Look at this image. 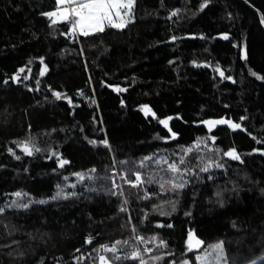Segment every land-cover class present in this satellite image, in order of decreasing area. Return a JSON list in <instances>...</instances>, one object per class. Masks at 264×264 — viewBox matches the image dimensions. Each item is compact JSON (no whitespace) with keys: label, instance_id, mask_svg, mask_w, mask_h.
I'll return each instance as SVG.
<instances>
[{"label":"trees","instance_id":"trees-1","mask_svg":"<svg viewBox=\"0 0 264 264\" xmlns=\"http://www.w3.org/2000/svg\"><path fill=\"white\" fill-rule=\"evenodd\" d=\"M202 2L136 0L133 20L123 30L106 28L73 38L62 34L63 23L51 25L41 14L54 10L55 0H0V207L5 208L0 213V264H100L99 255L111 259L113 254L99 246L116 240L129 241L118 246L121 255L150 247L152 253L142 252L146 260L171 253L158 264H180L194 260L195 252L185 245L189 231L203 246L222 241L228 264H264V155L252 151H264V80L251 75L264 76V27L249 8L264 16V0H211L200 10ZM175 9L180 11L173 16ZM225 33L228 40L222 38ZM217 67L232 80L222 78ZM144 104L155 118L139 110ZM167 117H172L175 139L159 138L170 137L158 123ZM220 118L241 128L215 126L210 131L202 123ZM27 138L42 151L25 155L14 141ZM197 138L208 145L201 144L199 154L224 167L208 173L193 167L198 176L189 173L179 194L137 199L138 190L120 179L121 172L132 169L147 180L155 166L140 168L144 156L174 159L181 145L191 146ZM105 139L110 147L100 143ZM232 147L243 163L223 156ZM209 148H219L220 154ZM52 152L70 163L58 168L56 156L48 158ZM195 155L194 150L186 158L193 166L200 163ZM114 160L124 196L111 195L119 191L109 179ZM58 185L75 195L50 199ZM16 191L28 193L24 202H46H34L26 210L6 207ZM144 191L160 190L158 184L146 183L139 194ZM165 200L175 202V211ZM154 204L168 215H160ZM135 235L157 240L140 243ZM89 237L91 243H86ZM159 239L167 248L157 247Z\"/></svg>","mask_w":264,"mask_h":264},{"label":"snow or ice","instance_id":"snow-or-ice-1","mask_svg":"<svg viewBox=\"0 0 264 264\" xmlns=\"http://www.w3.org/2000/svg\"><path fill=\"white\" fill-rule=\"evenodd\" d=\"M136 0H55L54 10L46 11L41 13L43 16L47 17L51 21V25H57L58 23H63L66 26V32L62 33L63 35H67L70 37H77V36H89L92 34H98L105 32L106 28L116 29V30H123L127 27V25L132 22L133 19V7L135 5ZM211 0H203L200 4V10L205 9ZM179 9H175L172 12V15L175 16L179 12ZM260 24L264 25V16L260 19ZM224 40H228L229 36L225 34H221ZM201 39H204L201 36ZM172 41L177 40L176 36L171 37ZM246 59V53L242 54V57ZM41 64H43V57L40 58ZM171 63V62H170ZM207 66V65H206ZM46 66L40 68L39 74L43 76L45 74ZM219 73V75L227 80H232L231 76L225 77L223 71L220 70L219 67L214 69ZM21 72L24 71L23 68L20 69ZM251 75L256 77L258 80H264V76L259 75L258 73L252 71ZM28 76H25L24 79H28ZM14 81L18 80L19 77H12ZM7 83V81H5ZM39 83V82H37ZM116 91H126V89H121L119 87L116 88ZM53 96L56 99H61V93L53 92ZM68 103L71 104L72 101L69 99ZM123 104V101H121ZM141 110L143 111L145 117L151 114L153 118H155V113L152 109L147 105H141ZM172 117H167L164 119H159L158 123L163 126L164 129H167L170 133V137H159L160 139H175L177 137V133L172 131L169 127V120ZM244 119V117H241ZM203 124L207 125L208 129L211 131L216 125H228L229 128L236 130L240 129L241 125L239 123H234L230 119H208L202 121ZM55 131V130H53ZM253 139H256L253 137ZM213 143L216 140L215 136L211 137ZM90 143H96L95 141H89ZM258 143L260 141H257ZM17 144V147L21 149V151L27 155L32 156L34 153L41 152L42 150L37 147L31 140V138H27L23 141H14ZM105 147H110L108 145L107 139L100 141ZM204 144L205 147H208L204 138H197V140L193 143V145L185 147L183 145L180 146V152L174 153L173 155L176 157L174 159H170L165 156H156L155 154L152 156H144L140 162V168H148L149 165L155 166V174L149 175L147 180L144 179L143 174L139 170L133 171L132 169H128L125 172L120 173V179L127 184L129 187L137 189V199H144L148 200L153 195H161L163 193H175L179 194L180 190L184 189L189 180L186 179L189 173L193 176H198V173L193 172V167L199 169V173H208L213 167L217 169H221L224 167V164L218 162L214 157L200 155V146ZM196 152L194 158L200 163L193 166L189 159H186L192 154ZM9 153L14 155L15 159L20 160L21 157L19 155H15L12 149H8ZM209 152H214L217 155L220 154L219 148H209ZM253 152H260L261 155H264V151L260 149H253ZM52 156H56L57 158V166L58 168H63L65 165L69 164L70 162L66 159L60 157V155L56 152H52V155L48 158L51 159ZM223 156L230 158L233 161H239L243 163L240 154L238 153L235 147L229 148L227 151L223 152ZM116 161H113V175L109 177L112 181V189H118L119 191L112 190L111 195L116 196H124V191L119 184L116 183L115 180V165ZM121 164H126V161H120ZM164 166V167H162ZM56 171V169H53ZM91 172H95L96 170L93 168L90 170ZM163 174V175H161ZM80 181L85 180V175L81 172L73 173ZM134 177V178H132ZM167 177V179H165ZM88 179H93L92 176H88ZM67 179V177H65ZM208 179H212L211 175L208 176ZM153 184L156 183L159 186V193H150L148 191H144L143 195H140L139 192L143 190V186L145 184ZM75 187V185H72ZM58 191L55 195L51 196L50 199L56 200L57 198L63 197L65 199L68 196L75 195V193H64L63 188L59 185L57 186ZM12 196L16 197V199L12 200L10 204L6 205V207H15L19 209H28L30 204L32 203H40L43 204L45 200L33 201L28 199L27 202H24L22 197H27L28 193H23L21 191H16L11 193ZM217 197H221V193H216ZM124 204H127L128 201L125 199L123 201ZM163 204H170L172 211H175V202L172 200H165ZM222 204V200H221ZM154 209L160 210V215H168L167 212L162 210V205H153ZM5 211L4 207H0V213ZM120 211H127L126 208L121 207ZM188 215V213H185ZM129 223H131V218H129ZM159 227H163V225H158ZM235 227V224H233ZM167 227L171 228L172 225L168 224ZM133 233L136 232V228L133 227ZM135 240L140 243H152L157 240L156 236L151 237V240L145 241V238L140 235H135ZM86 243H91V238H86ZM129 241L124 240H116L111 246L108 245H100V249L104 252L112 253L111 259L106 257L105 255H99L98 259L100 264H116V262H122L125 260H131L133 262L138 261V264H149V261L152 264H158V262L164 260L165 255H171V253H162L160 255H152L149 259H145L142 252L152 253V248H144L143 250L139 248H133L130 253L124 252L122 255L119 254L123 250L118 246L127 245ZM186 249L188 252H193L194 250H199L204 245V242L197 238L192 231L187 233V238L185 240ZM158 248H167V242L163 239H159V243L157 244ZM76 251H79L77 249ZM226 264V260L223 256V242H217L216 244L208 245L206 249L202 252L196 254L194 256V260L183 259L180 264ZM174 264V262H173Z\"/></svg>","mask_w":264,"mask_h":264},{"label":"rangeland","instance_id":"rangeland-1","mask_svg":"<svg viewBox=\"0 0 264 264\" xmlns=\"http://www.w3.org/2000/svg\"><path fill=\"white\" fill-rule=\"evenodd\" d=\"M132 20H133V19H132ZM139 110L143 113V111L141 110V107L139 108ZM143 114H144V113H143ZM149 116H152V115L149 114ZM206 248H207V246H202L201 249H199V250H194V252H195L194 255H196V254L202 252V251H203L204 249H206ZM223 256H224V259L226 260V264H228V261H227L225 255H224V251H223ZM222 264H223V262H222ZM252 264H254V262H253Z\"/></svg>","mask_w":264,"mask_h":264},{"label":"water","instance_id":"water-1","mask_svg":"<svg viewBox=\"0 0 264 264\" xmlns=\"http://www.w3.org/2000/svg\"><path fill=\"white\" fill-rule=\"evenodd\" d=\"M247 6H249V5L247 4ZM249 8L252 9L255 13H257L259 15V18L261 19L262 16L257 11H255L251 6H249ZM263 27H264V25H263ZM205 126H207V125H205ZM216 126H228V125H216Z\"/></svg>","mask_w":264,"mask_h":264}]
</instances>
